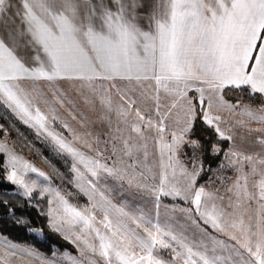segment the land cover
Returning <instances> with one entry per match:
<instances>
[{"label":"snow or ice","instance_id":"6c2138e0","mask_svg":"<svg viewBox=\"0 0 264 264\" xmlns=\"http://www.w3.org/2000/svg\"><path fill=\"white\" fill-rule=\"evenodd\" d=\"M0 23V107L70 165L57 186L0 140L4 179L29 207L46 199L48 228L77 252L0 238V264H264V0H0ZM65 81L115 113L105 147L78 146L61 120ZM236 127L258 151L237 149Z\"/></svg>","mask_w":264,"mask_h":264},{"label":"trees","instance_id":"16d2710c","mask_svg":"<svg viewBox=\"0 0 264 264\" xmlns=\"http://www.w3.org/2000/svg\"><path fill=\"white\" fill-rule=\"evenodd\" d=\"M226 99L235 98L241 95L240 90L229 89L226 92ZM244 102H248L245 95ZM257 99L253 106H258ZM0 124L7 129V138L10 140L15 151L23 154H29L32 158L40 160L49 167L50 174L53 176L55 185L59 186L61 181L56 178L54 168L60 172L67 173L70 165L66 164L65 159L58 155L51 144L47 141L38 138L35 133L28 127L24 126L15 117L2 107H0ZM61 129V128H57ZM5 135V132L0 130V137ZM227 147V144L224 145ZM4 158L0 155V201H7V206L0 204V235L11 240L14 243L25 244L34 248L37 252L44 256H49L52 251L67 250L74 252L72 246L61 238L57 233L48 228L47 217L40 214V209L44 208L45 200H41L37 193L34 194L31 203L39 205L37 207H29V202L17 194L15 186H11L5 179ZM215 167V165L213 166ZM210 173L203 176L200 183H205L209 179ZM68 191H71V186H66ZM84 199L79 197L73 199V203L81 204ZM9 209H15L13 216ZM23 219L24 223L17 224L15 221ZM42 229V233H33L29 229Z\"/></svg>","mask_w":264,"mask_h":264},{"label":"rangeland","instance_id":"374dc122","mask_svg":"<svg viewBox=\"0 0 264 264\" xmlns=\"http://www.w3.org/2000/svg\"><path fill=\"white\" fill-rule=\"evenodd\" d=\"M73 102H74V107L72 108L73 111L71 113H68V114H61L64 118H63V121H66L67 123H70L71 125V128L73 130V132L78 135L81 139H82V136L85 135L83 134V130L81 128H79L78 125L81 124V120L83 118L82 114L83 112H86V109L82 107V103L83 104H86L87 102H85L84 100V97L80 94H78V92L74 91L73 93ZM66 100L70 101V98H66ZM88 101L89 103H97L99 104V101L98 99H94L93 97L91 96H88ZM69 104V103H68ZM100 105V104H99ZM142 107H145L146 105L145 104H142L141 105ZM101 111L100 113V117H98V113H91L90 114V117L91 119H89L90 122H92V124H97V126H99L100 128H91L89 130H85L86 133L88 132L89 135H91V137H89L90 139H94L92 138V135H97L98 134H102V135H105V138H108L107 136V132H110L111 134H113V130L115 129V127L117 125H110L109 123V120L107 118H103L102 119V116H103V113H102V110H101V107L99 109ZM84 116H86L88 118V114L87 113H84L83 114ZM221 115L225 116L230 122L234 121V120H237V119H240L239 116H232L230 113H228L227 111L225 112H222ZM73 116H75V119H73ZM86 118V119H87ZM99 119V120H98ZM101 120V121H100ZM252 127H256L257 125L253 122L251 124ZM57 128H61L60 126V123L58 122L56 124V130L57 131H63L62 128L59 130ZM32 130V129H31ZM33 131V130H32ZM34 132V131H33ZM36 135V134H35ZM256 134L253 133L252 136H249L248 133L245 131V129L241 128V127H236L234 128V142H235V146L237 147V149L245 152V153H250V152H253V151H258L259 149L257 148V146L253 143V139H254V136ZM40 138V137H39ZM71 138V137H69ZM84 138V137H83ZM42 139V138H41ZM0 140H6L8 145L10 147H12L11 145V142L10 140L7 138L6 135H3L0 137ZM44 140V139H43ZM97 140H99L97 137L96 139L94 140V142H97ZM46 141V140H45ZM102 141L104 142V138H102ZM48 142V141H47ZM49 143V142H48ZM50 144V143H49ZM78 146H80V144H78ZM96 146V144H95ZM93 146V147H95ZM103 147H105L103 145ZM15 151V150H14ZM17 154L23 156L25 159H27L28 161H30L32 164H34L37 168H39L40 170L50 174V170H49V167L46 166L43 162H41L40 160H37V159H34L32 158L29 154H23V153H19L17 151H15ZM105 155H108V154H105ZM4 158V166L6 164V157L3 156ZM149 163H151V160H149ZM234 172L232 170H228L226 172L223 173V175L225 176H234ZM209 176H213L212 173H210ZM214 179V177H213ZM208 181V180H207ZM206 183V182H205ZM218 183V181H217ZM201 184H204V183H201ZM17 190V189H16ZM223 191V190H222ZM37 195L39 196V193L37 192ZM84 199L83 203H81L80 205H83L85 204L87 201H86V198L82 197ZM115 200L119 201L121 199V196L117 193L114 195L113 197ZM164 203L166 204H171L173 203V201L170 199V198H165ZM176 203H181L180 201H176ZM43 210L46 212L47 211V200L45 199V205H44V208ZM48 222V221H47ZM181 222H183V218L181 217ZM209 231H211V229H209ZM59 235V234H58ZM214 235H220L218 233H214ZM60 236V235H59ZM61 237V236H60ZM0 238H5L4 236L0 235ZM62 238V237H61ZM224 239H227L226 237H222ZM68 242V241H67ZM69 243V242H68ZM19 244V243H18ZM72 248L74 249V252L73 254H77L76 252V249L75 247L69 243ZM20 245H23V246H27L25 244H20ZM65 251V250H63ZM63 251H58V252H63ZM0 255H2V253H0ZM42 255V254H41ZM52 255V254H51ZM51 255L49 256H45V257H51ZM44 256V255H43ZM9 264H40L39 260L35 259V258H28V257H25V258H20L18 256L16 257H9Z\"/></svg>","mask_w":264,"mask_h":264},{"label":"crops","instance_id":"0c3cea01","mask_svg":"<svg viewBox=\"0 0 264 264\" xmlns=\"http://www.w3.org/2000/svg\"><path fill=\"white\" fill-rule=\"evenodd\" d=\"M10 2L13 5V11H15V5L17 4V0H10ZM146 2L147 3H153V2H159V0H146ZM144 23L146 24L147 21H145ZM3 30H4L3 29V24L0 23V31H3ZM25 86L29 87V88L31 87V85L29 83H26ZM42 87H44V90L47 92L46 85H42ZM59 87L65 93L66 98H70V101H71L70 104H68L66 102L63 107H61V105L53 102L54 106L58 110V114H59L61 120H63L64 117L61 114H68V113H71L73 111V109H72L74 107V102H73V96L74 95H73V93L75 91V88L70 82H67V81L61 82ZM49 99H51V94H49ZM41 107L44 108L45 110H47V107L45 105L41 104ZM82 107H83V109L84 108L86 109V112H83V114L87 113L88 114V118L82 114L83 118L81 120V124L78 125V126H79V128H81L83 130L82 133L85 134V135H83L82 139H80L77 143L80 144V146L82 148H83V145L85 143H91L93 146H95V144L97 142H94V140L97 137L99 139V141H100V146L103 148V145L105 146L104 142L107 141L110 138V136L112 135L110 132H107L108 138H105V135H102V134L100 135V134L97 133V135H95V136L92 135V138H94V139H90L89 137H91V135H89V133L88 132L86 133V131H85L86 129L89 130L91 128H100L99 126H97V124H92V122L89 121V119H91L89 117H90L91 113L92 114L93 113H98V117H100L101 111L99 109H100L101 106L98 104V102L97 103H91V104L89 102H87L86 104L82 103ZM118 123H119L118 119H117L115 113H113L111 115L110 125L112 124L113 126L114 125L118 126ZM68 124L70 125V123H68ZM70 127H71V125H70ZM40 138H42V137H40ZM102 138H104V142L102 141ZM42 139H44V138H42ZM109 152H110V145L108 146V151H106L105 154H109Z\"/></svg>","mask_w":264,"mask_h":264}]
</instances>
